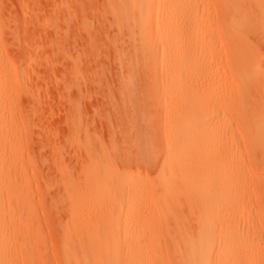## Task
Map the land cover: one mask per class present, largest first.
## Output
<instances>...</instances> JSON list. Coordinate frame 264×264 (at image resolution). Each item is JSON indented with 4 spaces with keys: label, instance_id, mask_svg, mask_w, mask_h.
Listing matches in <instances>:
<instances>
[{
    "label": "bare ground",
    "instance_id": "bare-ground-1",
    "mask_svg": "<svg viewBox=\"0 0 264 264\" xmlns=\"http://www.w3.org/2000/svg\"><path fill=\"white\" fill-rule=\"evenodd\" d=\"M104 1L121 34L117 56L127 69L128 97L135 95L139 78L159 85V122L169 141L155 200L167 205L183 188L200 193L207 209L191 232L181 223L173 232L167 225L173 211L158 209V226L147 228L146 258L139 241L146 223L136 220L134 229H125L124 259L112 221L100 219L98 226L106 230L88 232L95 249L81 254L66 247L64 264H264V0ZM8 59L0 55V110L7 113L0 115V264H37V230H31L36 200L25 179L12 112L15 97L30 92L16 83L17 70ZM105 160L101 156L88 168L97 184ZM118 172L134 189L144 182L132 170ZM138 197L125 199L127 205ZM181 198L175 203L187 201ZM130 220L126 216L123 224Z\"/></svg>",
    "mask_w": 264,
    "mask_h": 264
},
{
    "label": "rangeland",
    "instance_id": "rangeland-1",
    "mask_svg": "<svg viewBox=\"0 0 264 264\" xmlns=\"http://www.w3.org/2000/svg\"><path fill=\"white\" fill-rule=\"evenodd\" d=\"M0 26V55L15 65L16 83L31 93L16 96L12 112L20 130L25 179L36 200L31 223L33 234L37 230L32 237L36 263L59 264V236L60 264L66 247L81 254L95 249L88 232L106 230L98 226L100 219L112 221L124 259L129 250L125 229H134L136 220L147 225L139 240L147 257V228L158 226L154 214L160 208L173 211L167 221L173 232L177 223L191 232L207 202L200 193L180 188L167 205L157 204L161 191L155 180L169 141L159 122L164 112L162 101L157 104L159 85L147 76L139 78L135 95L128 97L127 69L117 56L121 34L106 2L0 0ZM101 156L106 160L97 184L87 172ZM125 169L144 182L132 188L118 172ZM136 194L139 201L129 207L125 199ZM183 196L187 201L175 203ZM126 216L132 219L127 227ZM167 241L165 234L163 248Z\"/></svg>",
    "mask_w": 264,
    "mask_h": 264
}]
</instances>
